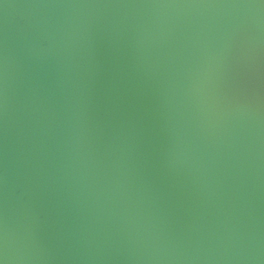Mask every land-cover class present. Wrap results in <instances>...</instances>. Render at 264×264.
Wrapping results in <instances>:
<instances>
[{"label":"water","instance_id":"95a60500","mask_svg":"<svg viewBox=\"0 0 264 264\" xmlns=\"http://www.w3.org/2000/svg\"><path fill=\"white\" fill-rule=\"evenodd\" d=\"M0 264H264V0H0Z\"/></svg>","mask_w":264,"mask_h":264}]
</instances>
